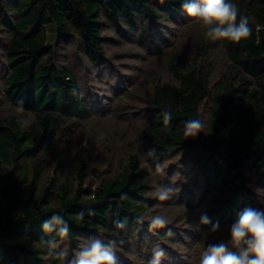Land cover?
Returning a JSON list of instances; mask_svg holds the SVG:
<instances>
[{"label":"trees","instance_id":"trees-1","mask_svg":"<svg viewBox=\"0 0 264 264\" xmlns=\"http://www.w3.org/2000/svg\"><path fill=\"white\" fill-rule=\"evenodd\" d=\"M182 2L0 0V264H80L97 242L114 264H200L264 209V0H231L238 43L195 18L173 41Z\"/></svg>","mask_w":264,"mask_h":264},{"label":"clouds","instance_id":"clouds-1","mask_svg":"<svg viewBox=\"0 0 264 264\" xmlns=\"http://www.w3.org/2000/svg\"><path fill=\"white\" fill-rule=\"evenodd\" d=\"M183 11L192 18H196L206 27V38L213 41L229 40L240 42L250 37L252 29L246 16L239 14L238 6L231 0H183ZM19 111H23L20 107ZM165 123L171 119L170 114L164 115ZM27 125V121L22 122ZM205 129V123L201 119H189L184 123V136L196 137ZM158 170H159V166ZM167 190H161L159 200H168ZM59 217H53L51 222H45V232L52 230V224H59ZM201 223L207 225L209 219L201 218ZM167 220L157 215L152 218L151 227L163 228ZM217 226L213 227V231ZM66 228H62L60 234L64 235ZM231 245V247L229 246ZM235 249V250H233ZM163 251L155 252L151 264H159ZM114 264L110 253L102 252L99 242L93 245L91 250L82 254L80 264ZM200 264H264V209L254 210L246 207L230 227L229 241L217 245L208 246L201 255Z\"/></svg>","mask_w":264,"mask_h":264},{"label":"rangeland","instance_id":"rangeland-1","mask_svg":"<svg viewBox=\"0 0 264 264\" xmlns=\"http://www.w3.org/2000/svg\"><path fill=\"white\" fill-rule=\"evenodd\" d=\"M188 19H190V20H194V18H192V17H189ZM193 20L192 21H186L187 23L186 24H184V25H181V26H179L180 27V29L179 30H176V33L174 34V35H176V40H173V41H175V42H177V40H178V38H179V36H180V34L182 33V30H184V28L186 27H188L189 25H190V23H191V25L193 24L192 22H193ZM195 21H196V18H195ZM195 23H197V22H195ZM51 26H53L52 24H49V25H47V28H48V30H49V39L50 40H53L54 38H55V31L54 30H50V27ZM168 41V40H167ZM165 53H166V51H165ZM122 90H125V89H122ZM125 91H122V93H124Z\"/></svg>","mask_w":264,"mask_h":264}]
</instances>
